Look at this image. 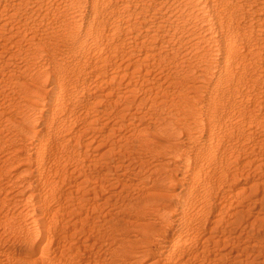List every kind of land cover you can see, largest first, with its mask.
I'll use <instances>...</instances> for the list:
<instances>
[{
  "label": "bare ground",
  "instance_id": "6f19581e",
  "mask_svg": "<svg viewBox=\"0 0 264 264\" xmlns=\"http://www.w3.org/2000/svg\"><path fill=\"white\" fill-rule=\"evenodd\" d=\"M82 1L83 7H87V15L85 22L80 25V29L78 27L74 33L68 32V34L64 33V30L61 32V35L64 33L66 36L54 47L57 55L51 46H47V44L41 46L40 42V48H43L44 54H47L42 61L40 60L41 66L39 64L33 70V67L31 68V78L28 80H24L20 76L19 79L15 78L17 81L14 80L19 85L24 100V109H30L32 115L29 112V116L26 114L27 116L24 117L21 114V118L16 119L15 115L12 117L13 113L11 116H8L10 113L3 114L6 121L10 120L13 127L25 135L23 137H26V144H29L27 150L29 156L37 155L41 150L43 152L41 151L40 157L31 161L30 169H24L27 174H24L27 176V178L25 177L26 182L31 184L32 188L34 187L36 193L33 192L40 201L38 209H35L34 213L37 216L32 219L33 227H18L19 231L24 234V241L16 247L4 248L0 253V257L3 258L0 260V264H34L28 263V259L36 257L39 260L40 256L42 258L37 264H46L48 259L45 260L43 256H49L52 244L67 251L57 262L52 264H107L99 262L104 259L101 257L104 254L116 257L119 264H192L190 257L188 259L179 253L182 252L181 250L192 257L202 256L203 260L207 261L206 264H242V258L238 254L234 255L238 258L237 260H231L228 252H222L219 242L222 236L225 237V232L232 231L233 224L243 221L247 213L243 210L229 213L228 217L231 220L226 222L225 226L223 224L222 228L218 229L217 225H209L206 228L205 215L202 209L200 211L197 209L199 205L204 206L203 202H197L191 198L195 184L204 179L205 171L203 169L209 165L213 166L211 155L214 151L192 145L190 130L199 121L183 119L181 123H178L175 122V119L174 122L169 119L163 123H154L145 114L137 115L130 111L136 106V89L129 84V79L133 73L161 56V52L151 43L156 38L146 44L136 42L141 34L136 25L147 22L148 16L153 20H162L161 13L154 11L150 15L146 14L138 5L141 0ZM24 2L27 0H0V58L6 54L7 48H10L6 46L12 45V40L19 32L8 30L7 22L16 20L15 14L20 10L19 8L25 6ZM29 2L30 10H41L43 14L48 13L55 5L54 3L52 6L50 1L46 3V0ZM57 2L59 3L60 0ZM255 2L260 5L258 14L263 16L264 3L260 2L264 1L251 0V6L254 8H256ZM232 11L234 10L232 9ZM124 13H128V19L126 18L124 21V30L117 31L119 26L110 22V19L120 17ZM28 20H30V16ZM108 22L114 27L106 28ZM253 24H249L250 30L253 28ZM100 25L104 31L102 28L99 30ZM263 25L264 18H261L258 29ZM228 26L233 27L229 32L226 29V33L229 34L227 39L230 37L232 41L231 38L239 34L242 36L243 32L240 31L243 26L237 20H233ZM93 28H95V33L88 36L92 41L100 42L102 39L108 38L117 40L120 42L119 46H124V49L122 47L121 50L122 53L118 51L120 54H116L115 50V55L113 54L114 56L108 61H98L80 55L75 63H71V60L65 62L69 45L71 46L73 41L79 37L84 38V35H87ZM243 29L245 30V28ZM128 48L135 49L138 54V63L135 66L127 64L126 56L122 55L129 53ZM43 50L40 51L43 52ZM232 52V44L224 46L223 49L214 50L215 55H223V59L220 56L221 60L216 62L219 69V72L216 70L218 78L224 74L227 68L224 66L225 59L228 58L226 56L233 55ZM36 55L40 54L36 53ZM77 62H80L78 66ZM8 64L3 63L0 59V84L7 78L14 77L9 74L11 71L7 68ZM201 71L203 70L193 72L192 78L204 79L206 75ZM236 74L228 76L231 81L227 87H217L219 79L214 86L209 88L203 86L205 84L202 83L195 86L204 90L205 99L212 98V103L202 104L203 96L201 103H194L193 99L198 95L195 96L196 94L191 89L194 93L192 94L190 87H187L185 94L179 97L185 105L191 103L190 114L198 109L202 110V113H214L217 117L242 113L250 119V124L261 125L264 128V105L239 107V104H236L237 101L231 99L234 95H247V92L257 82V80L255 81L257 78L253 79L249 76L247 78L241 72ZM234 78L235 81H232ZM245 80H248V83ZM194 85H196L195 82ZM243 85L247 87L246 92L241 89ZM155 86L149 84L147 90H154ZM150 97L151 95L147 96V98ZM143 101V99L141 101L139 99L138 105ZM158 101L157 104L160 103V100ZM253 101L255 102L254 99ZM9 108L12 112L14 108H18V105H12ZM15 112L17 113V110ZM116 127L125 128L126 131L122 139L123 143L126 141V148L122 155L118 151V155L121 156L118 158L117 165L110 161L115 149H108L100 155L92 156L90 154L95 141L99 140L103 143L107 139L110 140ZM174 139H178L179 149L174 147ZM115 142L119 143L117 140ZM47 147L52 148L54 153H46ZM190 149H194L195 152H191V154H195L185 156V152H189ZM139 150L145 151L155 161H158V173L155 177L148 179L114 172L119 168L122 157L124 158L126 154L133 155ZM53 154H57L61 159L66 158L67 163H58L60 165L50 174H43L49 168L44 166L45 163L47 164L45 161L50 162L49 159L54 158L51 157ZM165 161L172 168L165 169ZM260 163L253 159L247 162L253 168L261 166ZM67 165H74L75 168H71L68 172ZM172 170L176 174L179 173L182 180V187L178 192L179 198L173 200L164 191L167 183L172 180ZM68 174L73 176V178L69 177L72 183H67V188L63 190L60 186L66 183ZM226 175L228 176L225 179L229 178L231 181L226 185L224 191L236 196V199L242 204H255L260 198L264 200V194L259 196L256 189H252L253 187L257 188V185L253 186L251 179L241 180L228 172L222 173L220 177ZM173 181H175V176ZM129 192H134V196L124 204H115V197L124 198ZM131 210L140 212L141 218L131 219ZM143 213H159L158 221L145 219ZM245 222L247 223V221ZM219 234L222 235L219 236ZM249 235L252 237L251 233ZM252 240L243 241L240 248L242 253L255 249L254 242L256 240ZM106 245L107 247L104 249ZM141 247L148 248L149 252L157 249L160 255L157 259L150 257L151 262H141L138 259ZM168 253L173 256L165 257ZM117 262L115 260L113 263Z\"/></svg>",
  "mask_w": 264,
  "mask_h": 264
},
{
  "label": "rangeland",
  "instance_id": "374dc122",
  "mask_svg": "<svg viewBox=\"0 0 264 264\" xmlns=\"http://www.w3.org/2000/svg\"><path fill=\"white\" fill-rule=\"evenodd\" d=\"M29 1L36 2V0ZM29 1L27 0V2H24L23 5L25 6L19 8L22 10H18L15 14V21L10 22V20H8L7 29H11V32L16 30L19 32L16 33L17 35L14 40H12V45L6 46L10 47L7 48L6 54L0 58L3 63H9L7 67L8 70L11 71L9 74L14 75V77H9L0 84V253H2L1 251H3L4 248L16 247L24 241V234L19 231L18 227H33L32 219L37 216L34 214L36 212L35 209H38V205L40 204V201L35 195L36 192L34 191V187L32 188V185L26 182L25 177L27 178V176L25 175H27L26 170L31 168V161L37 159L38 156L40 157L43 150H41L42 152L40 151L41 153L38 152L37 155L34 154L29 156L27 154L29 144H26L27 139L23 137L25 135H23L20 130L13 127L10 120L6 121L3 115L10 113L8 116H11L13 113L12 117L15 115L14 118L20 119L21 114L25 117L27 115L29 116V112L30 114L32 113L29 111L30 109H24V100L21 96L19 85L17 82H14V80L17 77L19 79V76L24 80L31 78V68L33 67V70L36 66H39L43 57H46L47 54H44L43 48L41 49L39 46L40 42L42 43H40L41 46L45 44L51 46L55 51V55H57L56 48L54 47L63 41L66 36L64 33H74L76 28L79 27L80 29V25L82 22H85L87 15V7H83L82 0H60L59 3H56L58 0H46V3L50 1L49 3H52V6L54 3L55 5L48 13L44 14L41 10L37 11L31 9V11L29 8L31 5ZM226 1L227 0L140 1L138 5L146 14L149 13L150 15L154 11H159L163 19L153 20L148 16L147 22L137 23L136 26L139 27V33L141 34L136 42L146 44L150 43L151 39L156 38L151 43L161 52V56L153 60L150 64L148 63L149 65L140 68L138 72L133 73L129 79V84L136 89V106L131 108L130 111L137 115L145 114L146 117L154 123H163L166 122V120L169 121V119H171L170 121L172 122H174L173 120L175 119V122L178 123H181L183 119L189 121H193L194 119L199 121L194 128L190 130V138L193 141L192 145L196 147L199 146L198 148L204 147L213 150L214 152L211 155L213 166L209 165L203 169L205 171L204 179L195 184L196 186L192 189L191 198H194L197 202H203L204 206L199 205L197 209L198 211L202 209L205 215L204 224H206V228L209 225H217L218 229L222 228L223 224L225 226L226 222L231 220L228 217L229 213H234L238 210H243V212L247 213V215L245 214L246 220L243 218L242 222L233 224L232 231L225 232V237L222 236V238H220V250L222 252H228L231 260H237L238 258L234 257V255L238 254L242 258V264H264V200L260 198L255 204H242L236 199V196L231 195L228 191H224L226 185L231 181L229 178L225 179L228 175L220 177L222 173L228 172L241 180L251 179L253 186L257 185V188L253 187L252 189H256L259 196L264 194L263 126L254 123L250 124V119L242 115V113H240L241 115L236 113L217 117L214 113H202V110L198 109L196 112L190 114L192 108L191 103L186 104V106L179 97L185 94L187 87H190V92L192 94L195 93V96L198 95L193 99L194 103L199 104L203 99L204 102H202V104L207 102L212 103V98L207 99L208 101L205 99L204 90L202 91L196 88L199 85L198 83L205 84L203 86L209 88L214 86L215 82L219 79V82H221H218L216 86L220 88L227 87L230 85L231 81L228 76L232 74L237 75L236 73L239 74L241 72V74L247 78L248 76L253 79L257 78L255 79L257 82H255L254 86L247 92V95H234L231 99H234L235 102L237 101L238 103L236 102V104H239V107L245 105L259 107L264 105V25L258 29L259 21L261 18H264V15L258 14L260 13L258 9L260 5L257 2H255L256 8H254L251 6V0ZM56 5L58 6L57 8ZM232 9L234 11H232ZM127 15L128 13H124L120 17L110 19V22L119 26L117 31L124 30V21ZM29 16L30 20H28ZM24 17L26 18L23 19ZM233 20H237L241 23L243 31L241 30L240 32L245 34L242 33V36L239 34L231 38V41L230 37L227 39L229 34L226 33V29L229 32L231 27H233L228 26ZM57 21L60 22L58 23ZM110 22L106 23V28L111 29L114 27ZM249 24H253L251 30ZM101 28L104 31L102 25H100L99 30ZM243 28L247 30L245 31ZM62 31L64 33L61 35ZM94 31L95 28L91 29L87 35H84V38L79 37L73 41L71 46L69 45L66 51L68 55L65 62H70L71 60V63H75L77 61L76 59H78L77 57L80 55L98 61H108L115 55V50L117 51L115 52L116 54L122 53L121 50L122 47L124 49V46H119L120 42L117 40L108 38L102 39L100 42L92 41L88 36L95 33ZM231 44L233 55L226 56L228 58L225 57L226 64L224 66L227 68L222 77L218 78L217 73L219 69L217 63L220 58L223 59V55H215L213 52L214 50L223 49L224 46H230ZM40 50H43V52ZM128 51V54H122L126 56L125 59L127 60L125 62L135 66L136 63H138V54L136 50L132 48H128ZM36 53L40 55H36ZM36 56L40 58L38 59ZM80 62H77L76 65L78 66ZM200 70H203L201 72H203L206 77L200 80L193 79L192 73ZM221 73L223 72L221 71ZM232 81H235V78ZM194 82L196 85H194ZM245 82L248 83V80H245ZM149 84L153 86L156 85L155 87L157 89L155 88L151 91L147 90ZM245 86L246 85H243L241 87L242 90L244 89V92H246L247 88ZM191 89H193L194 93ZM148 95H151V97L147 98ZM139 99L140 101L142 99L144 101L142 104L138 105ZM158 100H160L159 104H157L159 102ZM252 102H254V104H251ZM12 105H18V108H14L11 112L9 107ZM21 109H23L22 112ZM2 111L5 112L2 113ZM193 111H195V109H193ZM125 132V128L119 129L116 127L110 140L107 139L103 143L99 140L95 141V144H93L90 150V154L92 156L100 155L108 149H115L113 155L110 157V161L117 165L118 158L126 148V141L123 143L122 140ZM116 140L119 143H116ZM121 141L122 144H120ZM174 142V147L179 149L180 145L177 143L178 139H174ZM118 151L121 152L120 156L118 155ZM45 152L54 153L52 148L48 147ZM191 152H195L194 149L185 152V156H188ZM56 156L57 154L51 156L55 158V161L54 158H52V160L49 159L51 163L45 161L47 164L45 163L44 166L49 168L45 170L46 172L44 171L43 174H50L52 170L60 164L67 163L66 158L61 159V157L59 158ZM251 159L261 162V166L253 168V166L248 165L247 162ZM120 160L121 163L119 164V168L114 172L136 175L148 179L155 177L158 173V161H155L145 151L139 150L133 155L126 154L124 158L122 157ZM164 165L165 169L167 167L172 168L170 164H166V161ZM66 167L68 172H70L71 168H75L74 165H67ZM24 169L26 170L24 171ZM171 174L172 180L170 183H167L164 191L169 198L173 200L179 198L178 192L182 187V180L179 177V173L176 174V172L174 173L172 170ZM68 175L69 176L66 177V183L60 186L63 190L67 188V183H72L70 178H73V176H70L71 174ZM174 176L175 181H173ZM132 196H134V192H129L124 198L121 196L119 199L115 197L114 202H116L115 204L117 205L124 204ZM165 210L167 211V208H165ZM158 214L159 213H143L145 219L154 222L158 221ZM141 216L142 214L138 211H130L131 219L137 220L138 217L141 218ZM245 221H247V223ZM249 233L252 234V237H250ZM220 235L222 234H219V236ZM106 239L108 240V238ZM249 239L256 240L254 242L255 249L242 253L240 251L242 243L244 240L247 241ZM106 247L107 245L104 249H106ZM181 251L182 252L179 253H181L183 257H188V259L190 257V263L192 264H206L207 262L203 260L202 256L192 257V255H186L183 250ZM64 253H67L66 249H61L57 245L52 244L49 256H43V258L45 260L48 259L46 260V264H52L57 262ZM159 255L157 249H153L149 252L148 248L141 247L138 253V259L141 262L148 263L152 261L150 257L157 259ZM169 256L173 255L168 253L165 257ZM101 257L104 259H101L99 262L119 264L116 257L107 256L105 254ZM41 258V256L39 260L36 259V257L35 259L30 258L28 259V263L37 264L40 262ZM1 259L3 258L0 257V260ZM115 260L117 263H113Z\"/></svg>",
  "mask_w": 264,
  "mask_h": 264
}]
</instances>
